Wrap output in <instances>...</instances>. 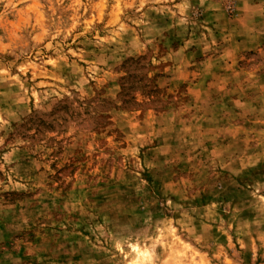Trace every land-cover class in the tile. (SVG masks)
Masks as SVG:
<instances>
[{
	"label": "rangeland",
	"instance_id": "374dc122",
	"mask_svg": "<svg viewBox=\"0 0 264 264\" xmlns=\"http://www.w3.org/2000/svg\"><path fill=\"white\" fill-rule=\"evenodd\" d=\"M0 264H264V0H0Z\"/></svg>",
	"mask_w": 264,
	"mask_h": 264
}]
</instances>
